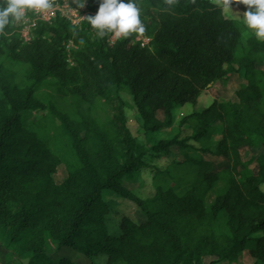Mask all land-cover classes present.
Wrapping results in <instances>:
<instances>
[{"label": "trees", "instance_id": "1", "mask_svg": "<svg viewBox=\"0 0 264 264\" xmlns=\"http://www.w3.org/2000/svg\"><path fill=\"white\" fill-rule=\"evenodd\" d=\"M138 4L151 37L146 47L136 32L110 45L111 32L99 37L89 22L74 27L60 14L40 22L30 42L17 21L0 34V238L9 237L3 244L30 264H76L53 258L48 240L86 264H206L210 256L233 264L245 250L264 264V154L258 171L245 173L240 152L264 145V70L257 69L264 39L244 40V22L210 0ZM71 39L77 48L68 50ZM232 73L248 81L238 101L215 100L185 116L188 137L147 147L129 127L123 93L151 134L174 125L175 108L195 106ZM175 145L184 159L155 167V193L138 202L128 182ZM204 153L224 158L221 169L213 171ZM60 165L67 176L58 184ZM112 190L134 199L147 219L109 216Z\"/></svg>", "mask_w": 264, "mask_h": 264}, {"label": "rangeland", "instance_id": "2", "mask_svg": "<svg viewBox=\"0 0 264 264\" xmlns=\"http://www.w3.org/2000/svg\"><path fill=\"white\" fill-rule=\"evenodd\" d=\"M74 1V0H72ZM214 4H217L223 8L224 15L230 19H237L243 21V13L246 10V5L242 3H236L233 0L232 10L228 9L225 10L223 7V0H210ZM75 2V1H74ZM254 30L247 28L245 25V30L243 32L244 40H247L251 35H254ZM260 65V64H259ZM258 65V66H259ZM264 65V64H263ZM234 80H226L224 83L217 84L216 86H210L208 90L202 93L201 97L198 99L197 104L194 106L193 104H186L184 106H179L175 108L173 111L174 115V125L170 127H166L161 131L154 132L151 134H147L142 126V121L140 116L134 107L133 103L128 94L123 93L122 96L126 101H128V107L126 109V115L128 119V125L131 128L132 132L139 137L144 144L149 147L152 146L154 143L160 141H168L170 139L175 138L176 136H183L188 137L189 133L186 126H182L180 121L187 115L195 112L196 110H203L210 106L213 100H220V101H227L233 100L238 101L237 98V90L239 88H243L247 84L246 78H236L235 83L231 85ZM48 92H51V88H47ZM207 100V103H206ZM206 105V106H205ZM183 107V108H181ZM41 110L34 112L33 118L38 117ZM158 117L162 120L164 118V114L161 112L158 113ZM33 119H31L32 121ZM216 130L213 132V141H219L222 139V125L221 123H215ZM242 158L244 163L246 164L247 170L245 173L250 172H257L258 171V163L257 158L259 155L264 154V145L260 143L258 146H244L240 149ZM162 157L153 156L148 159V167L144 166L139 171L141 176L132 178L127 186H129V191L134 195V197L139 198L137 199L138 202L146 200L147 197L151 196L155 193V188L153 187V177L155 174V167L160 166L161 168L165 167L166 165L170 164L173 160L182 161L184 159V155L182 150L179 149L178 145L172 146L171 150ZM203 156L206 160L212 162V170L217 171L221 169L224 165L225 160L221 157H214L210 154L204 153ZM67 176V171L64 165H60L58 171L54 174L55 181L60 184L64 181ZM264 190V189H263ZM121 192L116 190H112L108 192L105 196L106 200L112 203L111 211L109 216L112 217L115 213L117 215H125L130 217L135 221H139V223L144 222L147 217L141 211L139 204L131 198L123 197ZM214 191L210 192L207 196V204L212 203L214 200ZM117 203V206H114ZM143 206V204H142ZM114 210V211H113ZM9 242V237L2 236L0 238V264H30L31 257L27 254H23L22 251H18L17 253H11L8 249L7 244ZM5 243L6 246L3 244ZM7 248V249H6ZM47 252L53 254L52 257L57 259L59 256H69L72 258L73 263L76 264H86V260L84 256L80 257L76 255V252L72 251L68 248H62L60 254L56 252L55 243L51 240L47 241ZM77 256V257H76ZM80 257V258H79ZM79 258V259H78ZM78 259V260H77ZM206 264L215 263V264H231L229 261L223 260L219 261V258L216 256L206 257L204 259ZM255 259L251 256L250 252L245 250L243 251L238 260L233 264H254ZM101 264H103L101 262Z\"/></svg>", "mask_w": 264, "mask_h": 264}, {"label": "clouds", "instance_id": "3", "mask_svg": "<svg viewBox=\"0 0 264 264\" xmlns=\"http://www.w3.org/2000/svg\"><path fill=\"white\" fill-rule=\"evenodd\" d=\"M86 2L87 0H83L79 6L83 7ZM235 2L248 6L242 16L243 22L247 28L254 30L258 39H264V0ZM232 4L233 0H223L225 10H232ZM52 8V0H0V34L5 32L6 26L24 18L29 9L44 13ZM86 18L89 24L97 29L96 34L99 37H104L108 32H111L113 37L120 38L132 32L145 31L138 0H99L97 12ZM261 187L264 189V185Z\"/></svg>", "mask_w": 264, "mask_h": 264}, {"label": "built area", "instance_id": "4", "mask_svg": "<svg viewBox=\"0 0 264 264\" xmlns=\"http://www.w3.org/2000/svg\"><path fill=\"white\" fill-rule=\"evenodd\" d=\"M74 1L63 0V2L53 3V8L47 10L44 13L36 12L31 9L27 10L25 17L17 21L19 27L18 32L21 36V39L24 42H30L33 38V31L40 22H50L59 14L61 17L70 22L72 26L80 27L84 21L88 22L86 18L88 15L95 14L98 10V7L95 8L93 2L89 0H87L83 7L79 6L83 2H80L79 0ZM118 39L119 38H115L111 34L108 39L109 44L114 45ZM135 40L136 42H139L142 47H146L150 45L151 37H149L145 32L136 33ZM74 48L77 47L75 46L74 41L71 39L68 42L67 49L71 50Z\"/></svg>", "mask_w": 264, "mask_h": 264}, {"label": "crops", "instance_id": "5", "mask_svg": "<svg viewBox=\"0 0 264 264\" xmlns=\"http://www.w3.org/2000/svg\"><path fill=\"white\" fill-rule=\"evenodd\" d=\"M257 69H259V70H264V65H259V66H257ZM236 78H245L244 77V75H242V74H239V73H232L229 77H227V78H225V79H221V80H219V81H217V82H215V83H213L212 85L213 86H216L217 84H221V83H224L226 80L228 81V80H234V82L231 84V85H233L234 83H235V79ZM211 85V86H212ZM240 89V88H239ZM238 91V90H237ZM215 100H213V102H214ZM212 102V103H213ZM206 103H207V100H206ZM211 103V104H212ZM210 104V105H211ZM206 106V105H205ZM181 108H183V107H181ZM214 201V200H213ZM212 201V202H213Z\"/></svg>", "mask_w": 264, "mask_h": 264}]
</instances>
